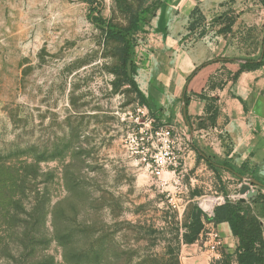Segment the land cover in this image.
<instances>
[{"label":"rangeland","instance_id":"374dc122","mask_svg":"<svg viewBox=\"0 0 264 264\" xmlns=\"http://www.w3.org/2000/svg\"><path fill=\"white\" fill-rule=\"evenodd\" d=\"M158 1L154 10L157 0H0V264H186L192 205L210 214L206 200L238 196L244 180L211 167L187 138L192 129L203 146L199 130L212 125L190 129L153 66L166 50L196 44L260 57L264 26L250 25L246 4L230 31L220 30L234 9L209 23L200 13L194 33L173 36ZM143 10L127 38L146 104L119 73L121 43L107 33L127 30ZM148 118L154 131H171L161 179L128 146ZM204 235L195 242L210 250Z\"/></svg>","mask_w":264,"mask_h":264},{"label":"crops","instance_id":"0c3cea01","mask_svg":"<svg viewBox=\"0 0 264 264\" xmlns=\"http://www.w3.org/2000/svg\"><path fill=\"white\" fill-rule=\"evenodd\" d=\"M164 1L167 3L168 13L171 16L169 27L173 36L178 35L183 28H186L189 33H194L196 29L188 30V25L200 13L209 23L222 13L229 14L228 10L231 9L239 14L241 6L246 7V4L253 8L247 13L250 25L264 26V10L258 8L257 0ZM242 18L243 15L239 14L234 25L238 24ZM263 39L258 47L259 56L262 53ZM166 51L168 52L163 53L161 59L155 60L153 66L154 77L162 86L161 92L167 93V101L175 107L177 115L181 110L185 121L183 94L186 93L189 98L188 114L191 124H198L208 119L207 122L212 125L209 131L204 128L199 130L201 138L205 137V132L207 135L203 146L196 140V131L190 128V133L192 132L193 135L190 143L216 156L218 160L233 165L241 175L252 176L258 181L264 178V63L257 68L244 69L235 77L247 59L259 57L255 54L229 56L225 52H211L197 44L188 53L180 51L175 52L174 55L171 49ZM218 58L234 60L216 61ZM205 62L211 63L195 71ZM157 66H162V69H157ZM186 124L189 127L187 121ZM244 170L250 175L243 173ZM254 188L258 189L259 194L264 195V186H254ZM247 204L251 205L254 213L264 223V199L257 202L248 201L245 205ZM205 228L206 232L215 229L220 233L222 245L218 253L208 250L206 245L197 241L186 246L189 256L185 258V263L212 264L215 259L222 257V252H226L232 254L236 264L234 252L239 245V239L233 234L230 224L209 222L206 223Z\"/></svg>","mask_w":264,"mask_h":264},{"label":"trees","instance_id":"16d2710c","mask_svg":"<svg viewBox=\"0 0 264 264\" xmlns=\"http://www.w3.org/2000/svg\"><path fill=\"white\" fill-rule=\"evenodd\" d=\"M264 1V0H261ZM161 2L157 0L155 4L151 6L154 10L159 8ZM147 10H143L138 15L131 17V24L127 30H111L107 31L108 35L115 38L121 43L119 57H120V67L119 73L123 75L124 81L129 84L132 89L136 92L141 103L146 104L148 102L145 94L139 88L137 81L131 76L137 72V66L132 58L131 49L132 44L129 38H127L128 33L130 34L131 30H134L140 26L141 21H145L146 16H144ZM235 22V18L232 19L228 24H224L220 31H230ZM217 60L223 61H233V58H218ZM211 62H205L195 69L197 71L199 68L204 67L205 65ZM264 63V39L262 43V53L258 59H247V62L241 65L240 70L236 73L235 77L243 71L244 69H252L260 67ZM195 71L193 73H195ZM192 73V74H193ZM184 103L186 105V111L184 117L189 124V127H192L190 116L188 114V104L189 98L186 93L183 94ZM198 151L199 157L206 160V162L213 167L214 169L223 168L229 170L233 173L240 174V171L237 170L233 165L229 164L226 161L218 160L216 156L208 154L205 150L199 146L193 145ZM259 179V178H258ZM259 181L264 186V178H260ZM260 199H264L263 194H259L257 199L252 202H257ZM246 203V202H245ZM242 202H231L230 199H227L224 203L216 205L212 215L205 213L198 206L192 205L194 214L193 222L190 225V231L184 234L185 242H195L199 239L202 231L206 232V223L214 222H228L232 229L233 234L238 237L239 245L236 248L235 263L236 264H264V223L254 213L251 205ZM222 264H234L232 254L222 252Z\"/></svg>","mask_w":264,"mask_h":264},{"label":"built area","instance_id":"2783aa9c","mask_svg":"<svg viewBox=\"0 0 264 264\" xmlns=\"http://www.w3.org/2000/svg\"><path fill=\"white\" fill-rule=\"evenodd\" d=\"M152 123L153 119L148 118V122L145 126H141L136 134L129 136V139L131 138V140L129 141L128 146L131 149V155L134 156L145 167V169L150 172V174L157 179H161L173 158V151L169 144L172 142L171 131H164L163 129L154 131L150 126ZM159 135H163L162 140L164 141L155 139V137ZM183 135L186 137V134ZM217 201L218 200L214 203L209 215L213 214L214 207L217 204L219 205L225 202ZM204 239L211 251H219L222 245V237L217 230L212 229L205 232Z\"/></svg>","mask_w":264,"mask_h":264},{"label":"water","instance_id":"95a60500","mask_svg":"<svg viewBox=\"0 0 264 264\" xmlns=\"http://www.w3.org/2000/svg\"><path fill=\"white\" fill-rule=\"evenodd\" d=\"M183 110L184 113L186 111V105L184 103L183 99ZM192 132L187 136L190 142H192ZM240 178L244 180V182L241 184L239 188L238 196L230 198L231 202H248V201H254L257 199L259 195V191L257 188H254V186H263L260 181H258L256 178L252 176H246L238 174Z\"/></svg>","mask_w":264,"mask_h":264},{"label":"bare ground","instance_id":"6f19581e","mask_svg":"<svg viewBox=\"0 0 264 264\" xmlns=\"http://www.w3.org/2000/svg\"><path fill=\"white\" fill-rule=\"evenodd\" d=\"M215 202H216V199L210 198L206 200V206H208V208L211 210Z\"/></svg>","mask_w":264,"mask_h":264}]
</instances>
